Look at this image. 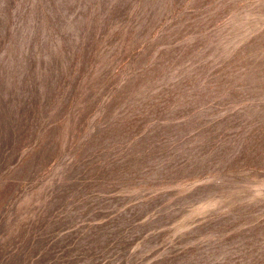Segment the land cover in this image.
<instances>
[{"label":"rangeland","instance_id":"1","mask_svg":"<svg viewBox=\"0 0 264 264\" xmlns=\"http://www.w3.org/2000/svg\"><path fill=\"white\" fill-rule=\"evenodd\" d=\"M0 264H264V0H0Z\"/></svg>","mask_w":264,"mask_h":264}]
</instances>
